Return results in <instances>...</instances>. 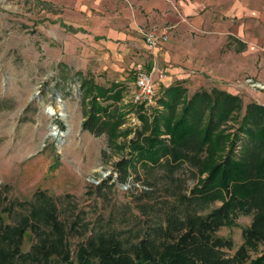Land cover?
Masks as SVG:
<instances>
[{"label": "rangeland", "instance_id": "rangeland-1", "mask_svg": "<svg viewBox=\"0 0 264 264\" xmlns=\"http://www.w3.org/2000/svg\"><path fill=\"white\" fill-rule=\"evenodd\" d=\"M252 5L258 8L254 17L240 18L248 24L243 38L233 34L239 21L227 17L222 23L228 26L218 27L221 14L213 13L217 21L212 27L182 40L185 51L192 45L206 52L196 58L182 52L188 63L195 62L187 68L200 79L198 86L233 90L244 107L251 101L264 105V0ZM66 15L45 0H0V200L13 217L30 215L26 201L46 190L67 229L73 226L72 249L99 231L136 241L164 221L178 194L189 193L197 177L185 166L163 162L124 164L132 159L130 140L142 126L131 101L134 73L98 71L96 46ZM86 80L103 86L125 83L116 137L84 128L91 99L85 94ZM63 107L67 118L60 115ZM251 221V215H240L235 225L219 229L218 235L233 243L228 254L243 242V229ZM40 234L52 236L41 225L32 237L27 233L24 249Z\"/></svg>", "mask_w": 264, "mask_h": 264}, {"label": "trees", "instance_id": "trees-1", "mask_svg": "<svg viewBox=\"0 0 264 264\" xmlns=\"http://www.w3.org/2000/svg\"><path fill=\"white\" fill-rule=\"evenodd\" d=\"M84 86L91 98L84 128L116 137L125 83L86 80ZM134 111L142 126L124 164L185 166L197 177L189 193H179L164 221L136 241L99 231L75 249L68 240L73 226L67 229L46 190L26 201L30 215L13 217L0 200V264H264V105L251 101L244 107L241 95L216 86L189 94L177 82L161 88L156 104H134ZM216 201L221 204L212 207ZM240 215L252 221L228 254L233 243L218 231ZM41 225L52 236L40 234L24 249L27 233L32 237Z\"/></svg>", "mask_w": 264, "mask_h": 264}, {"label": "crops", "instance_id": "crops-1", "mask_svg": "<svg viewBox=\"0 0 264 264\" xmlns=\"http://www.w3.org/2000/svg\"><path fill=\"white\" fill-rule=\"evenodd\" d=\"M45 1L54 9L59 7L66 12L68 20L75 22L88 35L96 46L93 51L99 61L98 71L122 75L127 71L134 72L137 65L150 70L157 63L167 69V77L156 82V89L157 86L167 87L177 82L190 87L192 83L193 90L190 87L189 94L201 88L198 86L200 79L191 75L187 68L194 66L195 62L188 63L186 57H183L185 49L182 45L185 42L182 40L189 34L212 27V23L217 21L216 16L213 18V13L221 14L218 27L228 26L222 23L227 17L229 21H239L233 34L241 39L243 29L248 24L240 18L245 15L253 18L258 12V8L254 9L252 5L253 0ZM167 28L168 41L157 48H150L145 41V33L151 29L161 31ZM186 48L189 57L196 58L202 53L206 54L192 45ZM226 90L235 93L233 90Z\"/></svg>", "mask_w": 264, "mask_h": 264}, {"label": "built area", "instance_id": "built-area-1", "mask_svg": "<svg viewBox=\"0 0 264 264\" xmlns=\"http://www.w3.org/2000/svg\"><path fill=\"white\" fill-rule=\"evenodd\" d=\"M169 39V29H151L145 33V41L150 48H157ZM134 85L131 101L135 105L150 106L156 104V82L167 77V69L154 63L150 70L142 65H137L134 70Z\"/></svg>", "mask_w": 264, "mask_h": 264}, {"label": "bare ground", "instance_id": "bare-ground-1", "mask_svg": "<svg viewBox=\"0 0 264 264\" xmlns=\"http://www.w3.org/2000/svg\"><path fill=\"white\" fill-rule=\"evenodd\" d=\"M53 111V110H52ZM52 114V113H51ZM61 114L63 115V118H67V112H66V108L63 107L61 110ZM57 133L56 130H52V135H55Z\"/></svg>", "mask_w": 264, "mask_h": 264}, {"label": "water", "instance_id": "water-1", "mask_svg": "<svg viewBox=\"0 0 264 264\" xmlns=\"http://www.w3.org/2000/svg\"><path fill=\"white\" fill-rule=\"evenodd\" d=\"M51 113H55V112L51 110ZM60 115L62 116V114H61V113H60Z\"/></svg>", "mask_w": 264, "mask_h": 264}]
</instances>
